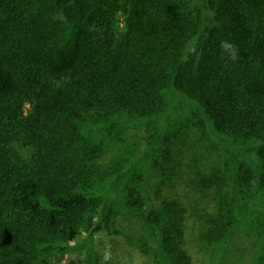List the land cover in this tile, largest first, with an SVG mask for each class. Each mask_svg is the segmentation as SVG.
I'll list each match as a JSON object with an SVG mask.
<instances>
[{"label": "trees", "instance_id": "obj_1", "mask_svg": "<svg viewBox=\"0 0 264 264\" xmlns=\"http://www.w3.org/2000/svg\"><path fill=\"white\" fill-rule=\"evenodd\" d=\"M194 2L0 0V264H37L47 248L79 241L86 264H97L95 235L138 163L101 169L85 125L163 119L173 90L197 103L223 143L264 136V0H198L216 17L193 50ZM224 40L238 48L235 60L222 54ZM13 142L26 153L14 155ZM258 154L257 166L232 156L233 185H221L218 170L197 173L198 186L218 187L216 242L228 241L243 186L256 180L264 192V147ZM107 181L103 201L95 185ZM159 208L143 218L160 264H194L182 248L184 206Z\"/></svg>", "mask_w": 264, "mask_h": 264}, {"label": "rangeland", "instance_id": "obj_2", "mask_svg": "<svg viewBox=\"0 0 264 264\" xmlns=\"http://www.w3.org/2000/svg\"><path fill=\"white\" fill-rule=\"evenodd\" d=\"M194 3L200 27L193 50L199 47L205 30L216 17L210 4L198 0ZM176 98L175 92L169 90V113L142 126L111 121L84 126L85 144L89 150L97 147L96 165L101 169L118 164L123 172L138 163L119 183L110 203V218L95 235L97 264H102L105 251L111 253L109 264H160L156 237L143 217L160 210L159 206L168 201H176L186 210L182 248L194 264H264V192L256 180L243 186L236 197L235 222L226 243L216 242L211 235L216 227L211 218L220 211L218 187L197 185L199 171L209 175L213 170H218L225 180L221 185H233L232 156L259 165L258 152L264 147V136L223 143L226 138L211 133L210 122L198 111L197 103ZM11 147L16 156L26 153L15 142ZM147 154H152L150 161L144 159ZM109 182L95 185L94 193L103 201L109 198ZM80 242L66 250L47 248L37 264H86L89 247Z\"/></svg>", "mask_w": 264, "mask_h": 264}, {"label": "clouds", "instance_id": "obj_3", "mask_svg": "<svg viewBox=\"0 0 264 264\" xmlns=\"http://www.w3.org/2000/svg\"><path fill=\"white\" fill-rule=\"evenodd\" d=\"M220 49L222 54L226 56V58L235 60L238 54V48L231 43L230 41L224 40L220 43ZM111 261V253L105 251L102 255V264H109Z\"/></svg>", "mask_w": 264, "mask_h": 264}]
</instances>
